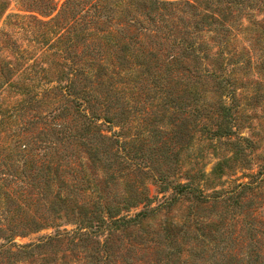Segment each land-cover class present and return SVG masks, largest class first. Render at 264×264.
I'll return each mask as SVG.
<instances>
[{"label":"rangeland","instance_id":"obj_1","mask_svg":"<svg viewBox=\"0 0 264 264\" xmlns=\"http://www.w3.org/2000/svg\"><path fill=\"white\" fill-rule=\"evenodd\" d=\"M65 1L0 0V247L10 226L23 231L13 242L41 246L0 264H211L222 247L256 248L264 263V0H157L194 5L153 6L173 7L153 40L188 44L182 63L88 75L119 101L112 122L103 108L93 119L103 156L79 144L83 119L62 97L79 52L67 37L92 2L61 15ZM220 105L230 108L221 135ZM62 109L64 134L49 122ZM114 211L144 215L109 235Z\"/></svg>","mask_w":264,"mask_h":264},{"label":"trees","instance_id":"obj_2","mask_svg":"<svg viewBox=\"0 0 264 264\" xmlns=\"http://www.w3.org/2000/svg\"><path fill=\"white\" fill-rule=\"evenodd\" d=\"M74 1H77L80 5L89 2H92V4L91 7H80L83 12L79 18V32L67 37L66 45L68 44V48L77 44L74 39L79 41V52L73 54V57H75L73 61L74 67L72 68L73 78H69V82L62 88L64 90V95L62 97L70 96L69 98L74 102L76 111L79 113L80 120L83 119L80 126L78 125L80 127L79 132L75 136L79 144L82 145L89 154L92 152L95 155L100 154L103 156L107 155L106 147L103 145L107 136L98 131V126L93 123V119L98 118V111L103 108L104 115L102 118L112 122V120H114L113 118L117 117L119 114V112H114L119 106V101L117 97L103 95L104 93L99 89V79L93 82L95 84V88H93L91 85L92 81L88 75L94 70L105 71L110 68H125L128 70L130 66H135L134 68L140 71L145 69L153 71H155V69L161 70L163 67V70L169 72L174 67V64L182 63L179 59L181 55L179 46L184 50L187 48L188 44L183 45V43L178 42V46L173 42L168 48L162 49V47H160V41L156 39L153 40V38L159 36V32L162 28L161 22L163 21V25L165 24V14L171 15L173 9L172 7L167 13H164V10H162L164 7L155 8L153 6H171L179 5L180 3L187 5V7H194V5L187 1L165 2L157 0H126L128 2L131 1V4L136 6L131 9L130 7H116L122 0H66L63 4L61 15L68 9L70 4L74 3ZM109 4H113V7H108ZM204 6L211 7L205 3ZM111 23H114L117 27H113ZM130 29L133 31L129 32ZM66 51L70 54L68 49H66ZM102 75L103 74H100V76ZM82 80H86L88 83H84L79 87ZM218 82L220 83V81ZM64 107L66 108V106ZM220 108L221 112L218 114L219 120L217 128L215 129V134H219L220 132L226 133L228 131L227 123L230 108L225 105H220ZM62 110V113L59 112L53 115L49 122L58 127L57 131L59 133L64 134L65 110ZM106 113L111 114V116H106ZM68 136H72V134L69 133ZM26 144H23L24 148H26ZM51 144L52 150L55 146L54 141L47 143L46 147H51ZM45 153L48 152L45 151ZM64 157H66V155H64ZM186 187L185 184H182L179 190ZM159 206L161 207L162 205ZM116 212L117 211L113 213L108 212V216H110L109 218L111 219L107 229L109 235L111 231L118 230L120 227H128L131 222H135L136 219L144 215V213L139 212L133 218H126L118 217L119 212ZM102 222L104 223V221ZM99 226L100 225L97 224V227ZM14 228V226H10V233L7 235V237L10 238L9 246L3 248V245H1L0 247V261L3 260L4 256L18 257L21 255H28V253L33 251L36 247H41L39 246L40 242L36 244H17L13 242L15 236L23 234V231H18V229ZM66 233L68 234V231L56 233L54 236H45V241L50 243L60 239L66 235ZM61 234L62 236H60ZM108 240L109 238H105V242ZM103 245L104 244H102V246ZM219 253H222V256L217 257ZM212 254L214 259L211 264H257L260 256L256 248L251 249L243 255L239 253L234 255L232 250L230 251L222 247L219 251L215 250ZM112 255L113 253L110 251L109 254H106V257ZM194 259L195 255H191L189 258L190 264ZM108 261L104 263L108 264ZM185 262L183 264H185ZM161 263L162 261L159 259L154 261V264ZM116 264H118V262H116ZM131 264L136 263L132 262Z\"/></svg>","mask_w":264,"mask_h":264}]
</instances>
